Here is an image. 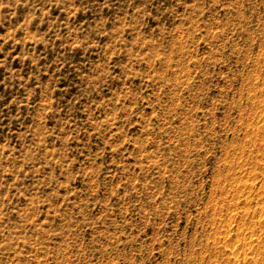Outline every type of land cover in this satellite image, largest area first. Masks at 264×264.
Wrapping results in <instances>:
<instances>
[{
  "label": "rangeland",
  "instance_id": "obj_1",
  "mask_svg": "<svg viewBox=\"0 0 264 264\" xmlns=\"http://www.w3.org/2000/svg\"><path fill=\"white\" fill-rule=\"evenodd\" d=\"M263 126L264 0H0V264H264Z\"/></svg>",
  "mask_w": 264,
  "mask_h": 264
},
{
  "label": "bare ground",
  "instance_id": "obj_2",
  "mask_svg": "<svg viewBox=\"0 0 264 264\" xmlns=\"http://www.w3.org/2000/svg\"><path fill=\"white\" fill-rule=\"evenodd\" d=\"M253 127H254V126H253ZM261 127H262V126H261ZM263 127H264V126H263ZM259 129H260V127H259ZM257 130H258V129H257ZM262 220H263V223H264V219H262ZM263 225H264V224H263ZM226 237H227V236H226ZM233 240H234V239H233ZM257 240H258V239H257ZM259 241H260V240H259ZM229 242H230V238H229ZM247 242H248V241H247ZM262 242H263V241H262ZM237 243H238V242H237ZM257 243H258V242H257ZM232 244H233V243H232ZM247 244H251L250 240H249V243H247ZM247 244L245 243V245H247ZM252 244L254 245L253 242H252ZM252 244L250 245V247L252 246ZM263 244H264V242H263ZM240 245H241V244H240ZM243 245H244V244H243ZM261 245H262V244H261ZM247 246H248V245H247ZM256 246H258V245H256ZM259 246H260V244H259ZM252 247L255 248V246H252ZM260 247H261V246H260ZM262 247L264 248L263 245H262ZM237 249H238V247H237ZM257 249H258V247H257ZM260 251H261V250H260ZM233 253H234V252H233ZM244 254H245V253H244ZM244 256H245V255H244ZM244 258H245V257H244ZM246 258H247V256H246ZM246 258H245V259H246ZM245 259H244V260H245ZM246 260H247V259H246ZM250 260H251V259H249L248 261H250ZM248 261H247V263H249ZM244 262H245V261H244ZM244 262H243V263H244ZM251 263H252V261H251ZM244 264H245V263H244Z\"/></svg>",
  "mask_w": 264,
  "mask_h": 264
}]
</instances>
